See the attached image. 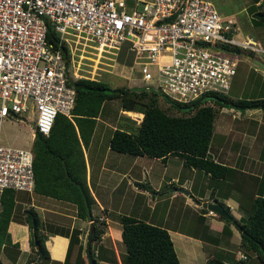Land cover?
<instances>
[{
	"label": "built area",
	"instance_id": "obj_1",
	"mask_svg": "<svg viewBox=\"0 0 264 264\" xmlns=\"http://www.w3.org/2000/svg\"><path fill=\"white\" fill-rule=\"evenodd\" d=\"M239 33L212 0H0V122L26 119L47 136L58 113L70 117L71 81L93 78L76 71L84 45L90 53L101 48L100 59L127 43L140 86L175 102L227 92L238 64L233 51L264 52ZM33 159L31 146L0 138V197L7 188L34 190Z\"/></svg>",
	"mask_w": 264,
	"mask_h": 264
},
{
	"label": "trees",
	"instance_id": "obj_2",
	"mask_svg": "<svg viewBox=\"0 0 264 264\" xmlns=\"http://www.w3.org/2000/svg\"><path fill=\"white\" fill-rule=\"evenodd\" d=\"M252 1L247 7L248 11L262 4L261 1L259 4L255 3L257 0ZM256 9L250 13L256 21L264 22V7H256ZM48 35L53 36V32L49 31ZM71 84L76 91L71 117L58 113L49 135L35 132L31 146L34 153V190L75 202L78 215L84 219L87 213L83 193L90 209L94 199L86 182L82 144L83 147L88 145L105 100L117 98L122 110L143 113L135 132L121 126L113 129L109 139L111 149L130 154H147L163 160L167 156H178L182 158L186 167L196 168L208 174L211 182L230 177L235 170L212 156L214 151L211 149L213 146L211 142L217 112L223 107L237 108L242 113L252 108L264 110V93L251 98H233L228 94L229 89L227 92L211 91L191 103H181L162 96L159 91L151 87L125 85L112 87L103 80L86 77L74 79ZM159 95L168 103L169 108L181 113H169L160 107ZM219 138V144L223 145L224 135L219 134ZM40 166L42 173L45 171V174L60 184L57 190L40 189L38 181V176L42 175ZM147 188L151 189L149 185ZM17 196V191L7 188L0 197V248L11 242L7 227L10 220L16 217ZM250 196L252 195H249L248 199L251 198ZM222 204L229 211L228 206ZM240 204L244 207L245 214L233 220L240 232L239 248L246 254V258H240L236 262L247 264L248 258L253 257V261L264 264V195L260 193L247 203L242 202L241 199ZM202 209L207 211L205 207ZM21 215H17L21 216L18 218L21 222L27 223L30 229L31 247L37 255L39 251L43 253L42 261L49 258V251L45 245L46 235L41 229L42 224L37 211L29 206L23 209ZM118 218L122 224L121 237L125 245V253L122 254L123 264H180L170 233L163 224L149 222L132 214H119ZM219 218L225 220L223 231L228 233L230 231L228 224L233 220L221 215ZM105 223L104 219L92 216L87 235L88 245L86 244L92 255L95 245L90 243L96 244L100 239L106 228ZM33 224H35L34 229ZM74 240H77V237L72 235L69 249ZM13 244L17 246V243ZM98 248V254L103 258L102 246ZM108 259L116 261L115 254L112 253ZM207 264L226 263L214 255L208 258Z\"/></svg>",
	"mask_w": 264,
	"mask_h": 264
},
{
	"label": "crops",
	"instance_id": "obj_3",
	"mask_svg": "<svg viewBox=\"0 0 264 264\" xmlns=\"http://www.w3.org/2000/svg\"><path fill=\"white\" fill-rule=\"evenodd\" d=\"M260 1L262 0H257L255 3L259 4ZM226 15H231L235 20L237 18L234 12L227 13ZM257 41L261 46V40L257 39ZM243 55L247 57L245 54ZM139 80L142 81L140 78ZM142 84L140 83L139 85H133L140 86ZM230 86H232V84ZM230 89L231 87L229 88V91ZM221 109L226 111V107ZM230 110L231 112L235 113V117L241 115L237 120V122L239 121L241 124V130L238 129L237 132V138L239 141L241 140V142L233 145V148L238 149V152L233 151L234 153H237L236 155H212L214 159H220L221 162L235 169L231 174L232 177L228 176L221 180H216V182H211L209 175L205 172L196 168L186 167L182 161V158L178 156H167L166 159L163 160L160 157H153L149 155L146 156L143 154L129 155L125 152H119L120 155H114L113 149H111L109 146V142L106 144L104 141L105 125L102 127L98 126L99 115L97 116V121L88 145L83 147L82 144L86 168V182L94 199L91 211L96 212L97 215H99L101 211L106 220V228L100 239L96 242V244L94 242L90 243L95 245L93 255L91 254L95 264L99 262L102 264H123L122 254L125 253V251H121V257L116 251L114 252V248L111 246L112 239L109 235L112 234L114 240L123 243L121 237L122 224L118 218L119 214H132L149 222L154 221L161 223L168 229L172 241H175L176 239L182 243V246L189 245L187 246L188 248L183 246L185 247L183 250H186L189 253H182V256L180 257L178 249L176 248V245L173 241L174 248L180 260V264H207L208 258L214 255L210 252H206V254L204 253L205 243L202 239H200L203 228H197V226L199 227L200 225L199 222L198 224L195 223L193 226L192 233H186L179 229L177 227L179 226V222L172 225L169 223V216L170 214L174 213L173 209L177 203L175 198L178 196L183 197L184 195L182 208L185 207L198 212V221L200 220V222L203 223V226L207 227L208 229H206L207 231H204L202 234L205 236L204 238L209 239L207 234L213 233L214 228L220 230V228H223L225 223H223L220 218L215 219L213 216H210L207 207L203 206L205 202L215 200L222 202L228 206L229 213L233 216V218L239 219L245 214L244 207H242L240 204L244 194L248 196L252 195L250 196L251 198H249V200H252L260 193L264 195V110L260 108L248 109L249 111L259 110V113L261 112L262 114L256 118V123L258 125L257 132L259 135L255 136L253 134L250 136L252 137L251 140L256 143V151H252L254 152V155L251 156L245 155V152L247 153L249 151H243L244 148L242 147V144L245 136L241 135L240 133H246L244 132L243 127L248 123V121L254 120L251 118H243L249 114V111L248 113H245V110L244 113H242L240 109L229 107L228 111ZM129 113H138L143 116V113L140 111H129ZM217 119L221 118L218 117ZM139 122L140 121H138L137 124H139ZM216 122L217 120L215 117L214 127L217 125ZM224 122L225 121L222 119L220 123L221 127L223 126ZM32 124L33 127L29 146H32L36 132L34 129V123L32 122ZM114 128L115 127H113L110 131L109 137L111 136ZM216 132L217 130L214 129V134ZM218 134L224 135L225 140L229 132L218 131ZM217 148V150L220 151V149L223 148V145L217 143ZM222 156H224L225 160L226 157L234 160L233 163L231 164L230 162L224 161ZM125 158H129V160L125 161ZM156 164H158V167H160V171L158 173H153L152 170ZM40 171L42 173L41 166ZM38 178L40 189L47 191L57 190V186L60 187V184H58L55 179L52 180L48 174H45V171L40 177L38 176ZM166 178H168V181L173 182L174 186L172 189L173 192L170 195L168 201L166 202L164 197L165 193H159L157 196L151 197L150 193L161 191L160 188L165 183ZM106 182L107 185H105ZM194 184L196 185L194 186ZM148 185L151 187V189L147 188ZM227 185H229L228 191L225 189ZM234 185L239 188L236 194H232V190L230 189V187ZM180 187L186 189L187 193L180 190ZM119 188L122 189V194L117 197L118 202L114 203L115 200L113 196L116 195V193L119 191ZM246 192H249V194H246ZM17 193L19 197L17 196V203L15 207L16 217L13 220H10L7 227V231L10 233L11 242L7 243L6 245H2V252L0 253V260L2 261V264H31L37 259L38 255L34 248L31 247L30 243L31 233L29 226L27 223L21 222L20 218H18L22 216L21 213L23 209L29 206H32L40 217L42 224L41 229L46 235L45 245L49 251V258L43 261L41 259L38 264H89V258L87 254L89 251L91 252V250L89 247L86 248V244L88 229L91 221H88L86 218L84 219L78 215V207L75 202L43 194L35 190L32 192L17 191ZM127 193H131L132 195ZM134 196L136 198H142V204L132 207V203H130L128 205L130 209L127 212H124L122 208L123 203L126 201V199L133 198ZM159 198L162 199L161 202L159 201ZM191 203L194 205H191ZM148 206L151 209L149 214L150 216L148 214H144L143 212ZM203 207H205L207 211L202 209ZM134 211L137 213H134ZM111 213H113L112 216H110ZM162 213L163 220L159 222L157 217L161 216ZM113 216H116L118 220L114 219ZM202 216H204V218H200ZM147 217L149 218L147 219ZM211 222L221 227L213 228L211 226L216 225ZM109 224L113 225L112 229L115 235L111 233L112 231L110 230L111 228L109 227ZM228 228L230 231L226 234L233 239L236 237V241L233 240V243L239 245L240 232L234 221H231V223L228 224ZM223 233L225 232L223 231ZM72 235H75L77 240H74L69 249L70 237H72ZM215 237L216 239H220L221 236L220 234H216ZM198 240H201L202 242ZM106 241H108L110 245H106L104 243ZM197 242L199 244H197ZM13 243H17V246H15ZM98 246H102L101 254L103 258H101L98 254ZM196 247L199 248L198 252L200 254L203 253V260H197L196 253L197 255L199 254L196 251L198 249ZM189 249L191 251H189ZM112 253L115 254L116 261L108 259V257L112 256ZM190 255L195 256L193 258L195 261L191 259ZM224 255L228 256L226 252ZM248 259L249 260H247V264H258V261H253L252 257ZM222 260L226 264H233V261L226 257H223ZM234 264L239 263L235 262Z\"/></svg>",
	"mask_w": 264,
	"mask_h": 264
},
{
	"label": "rangeland",
	"instance_id": "obj_4",
	"mask_svg": "<svg viewBox=\"0 0 264 264\" xmlns=\"http://www.w3.org/2000/svg\"><path fill=\"white\" fill-rule=\"evenodd\" d=\"M212 1L217 7V9L219 10V12L223 14L234 12L237 16L236 18L237 24L240 27L239 34L243 36L245 34L250 35V36L253 35L251 36V38H253L257 44L259 43L257 39H260L261 46L259 45V47L264 48V22H261L260 20L256 21L255 17L251 14L252 13L251 11L257 10L256 7L257 8L264 7V0L261 1L262 4L256 5L255 8L252 7L250 11H248L247 7L249 4L253 2L252 0H212ZM79 46L81 47V44ZM126 46H127V43H124L121 46V49L116 50V54L103 53L104 55L110 58L102 57L99 59L100 54H101L100 52L102 51L101 48H99L98 51H96V53L95 52L90 53V50H95V49H92L89 46L84 45L83 48L85 50H83L82 52L77 51L79 54L78 55L79 57L76 56V58L78 57V61L75 62L77 73L93 77L91 79L103 80L112 87L121 86V85L135 86L133 84H136V85H139L140 83L142 84L143 81L139 80L137 68L131 66L132 65V53L129 52ZM243 54H245L248 57H245ZM237 58H238V64L236 66V73L233 77L232 86L228 94L232 96L233 98H239V97L240 98H251V97H257V96L263 95L264 93V69L260 65H258L255 61H253V58H259L260 60L264 62V52L259 51V50H251V49L242 48V50L239 52V55H237ZM159 96L160 97L158 98V105L160 107L164 108L169 113H173V114L181 113L180 111L174 108H169L168 103H166L163 100V97L161 95ZM121 109L122 107L120 105V101L117 98L107 99L103 102L101 106L98 126L102 127L103 125H105L104 126V131H105L104 141L106 142V144L109 142V139H110L109 133L113 127L121 126L123 128H129L130 130H133L135 132L136 127H137L136 126L137 122L140 121L142 117V115L140 116L132 115L131 113H129L128 110H122L121 112ZM248 111L249 110L247 109L245 113H248ZM260 115L262 114L261 112L259 113V110H251L249 111V114L246 117H243L247 119L251 118L252 120H254V121H248V123L243 127L244 132L246 133H240L241 135L245 136V139H243V144H242V147L244 148L243 151H249L247 153L245 152V155H249V156L254 155V152L252 151L255 150L256 143L251 140L252 137L250 136L253 134L255 136L259 135L257 132L258 125L256 123L257 121L256 118L259 117ZM240 116L235 117V113L231 112V110L228 111V107L226 108V111H224L223 109H220L217 112L216 114L217 122L216 123L218 126L216 125L217 127L216 126L214 127V129L217 130V132L214 134L213 142H212L213 146L211 148L214 151L213 152L214 155H219L218 153H222L221 155H236L237 154V153H234L233 151L238 152V149L233 148V145H236L237 143L241 142V140L239 141L237 138L238 129L241 130V124L239 121L237 122ZM218 117L221 119H217ZM222 119L225 122L223 126L221 127L220 123ZM32 127H33L32 121H29L26 119L13 120L10 117H6L2 119L0 122V138L3 142L7 144L27 147L30 144ZM218 131L219 132H222V131L229 132L227 138L223 142V148L220 149V151L217 150L218 149L217 143L220 142ZM113 153L114 155H120L119 152L115 150H113ZM127 154L133 155L130 153H127ZM143 155L147 156V154H143ZM222 159L226 162H230L231 164L234 161V160H231L229 157L228 158L226 157V160H225L224 156H222ZM128 160L129 158H125V161H128ZM152 171L153 173H158L160 171V167H158V164L154 166ZM190 176H191V173H190ZM105 185H107V182ZM195 185L196 184H194V186ZM120 188H119V191L116 193V195L113 196L115 200L114 203L118 202L117 197L122 194V191H121L122 189ZM173 188H174L173 182L168 181V178H166L165 183L160 188L161 191L156 192V193H150V196L153 197V196H157L159 193H162V194L165 193L164 197L167 202L170 195L173 192L172 190ZM225 189L228 191L229 185H227ZM230 189L232 190V194H236L239 188L236 185H234V186H231ZM127 194L132 195L131 193H127ZM23 198H26V197H23ZM159 201L161 202L162 199L159 198ZM175 201L177 203L175 205V208L173 209L174 213L170 214L169 216V223H171V225L179 222V226H177L179 229L183 230L186 233L187 232L192 233L193 226L195 225V223L198 224L199 222L200 225L199 227L197 226V228L202 227L203 228L202 233L208 230L207 227L203 226V223L200 222V220L198 221L197 211H193L192 209H189V208L187 209L185 207L182 208V201H184V195L183 197L181 196L176 197ZM142 202H143L142 198L140 197L136 198L134 196L133 198L126 199V201L122 205V208L124 212H127L130 209L128 206L130 203H132V207L133 206L136 207V205H141ZM242 202H246V203L249 202L248 195H245V194L243 195ZM191 205H194V204L191 203ZM203 206L206 207L205 204ZM150 211L151 209L148 206L144 209L143 212L144 214L149 215ZM208 211L210 213V216H213L215 219L219 218V216L214 215L213 211H211L210 209H208ZM92 213H93L92 214L93 218H95L96 216L104 218L101 211L99 215H97V213L94 211ZM134 213H137V212L134 211ZM112 215L113 213H111L110 216ZM161 216L157 217L158 218L157 220L159 222L163 220V213ZM113 217L114 219H117L116 216H113ZM148 218L149 217H147V219ZM221 221H223V223H226L225 220L223 219H221ZM154 223H157V222H154ZM213 224L216 225L215 223ZM109 227L111 228L110 229L112 231L111 233L114 234V231L112 229L113 225H110ZM211 227L214 228V227H221V226L216 225V226H211ZM202 233L200 235L201 236L200 239H202L205 243V246H204L205 254L206 252H210L213 255H217V257H221V259L223 257H226L228 259H231L233 261V264L236 262V260L240 259L239 254L241 253L242 250L239 248L238 244L233 243V240L236 241V237H234L233 239L232 237H229L226 233H223V228H220V230H217L216 228H214L213 233H210V234L206 233L209 239L204 238L205 236ZM216 234H220L221 236L220 239H215ZM109 235H110V238L112 239L111 246L114 248V252L116 251L117 254L120 255L121 257V251L123 250L125 251L124 243L114 240L112 234H109ZM198 241L202 242L201 240H198ZM104 243L106 245H110L108 241ZM174 243L176 245V248L178 249V253L180 254V257L182 256V253L184 254L189 253L186 250H183V248L185 249V247L183 246L187 247L189 245L182 246V243H180L176 239ZM197 244L199 243L197 242ZM189 251L191 250L189 249ZM196 251L198 252L199 248ZM224 251L227 253L228 256L224 255L225 253ZM1 252H2V246L0 248V253ZM198 254L199 255H197L196 253L197 260L199 259L203 260V257H202L203 253L200 254L198 252ZM251 255L254 256V254H251ZM190 257L192 260H194L193 258L195 256L190 255ZM0 262L2 264L1 260Z\"/></svg>",
	"mask_w": 264,
	"mask_h": 264
},
{
	"label": "water",
	"instance_id": "obj_5",
	"mask_svg": "<svg viewBox=\"0 0 264 264\" xmlns=\"http://www.w3.org/2000/svg\"><path fill=\"white\" fill-rule=\"evenodd\" d=\"M224 50H227V48H223ZM235 53H239L237 51H233ZM248 57V56H247ZM253 61H255L258 65H260L263 69H264V62L258 58H253ZM180 190L184 191L185 193H187L186 189L183 188H179ZM83 193V192H82ZM83 199H84V204H85V210L87 213V217L86 219L88 221H92V213H91V209L90 206L87 202L86 196L83 193ZM206 205V207L212 211H216L217 213H219L221 216H224L230 220H233V216L229 213V211H227L224 207V205L219 202V201H210V202H205L204 203ZM235 222V220H233ZM35 228V224H33V229ZM88 258H89V264H95V262L93 261L92 257H91V252H88ZM43 253L41 251H39V255L37 257V259L32 262L31 264H38V262L42 259ZM1 263V262H0Z\"/></svg>",
	"mask_w": 264,
	"mask_h": 264
},
{
	"label": "bare ground",
	"instance_id": "obj_6",
	"mask_svg": "<svg viewBox=\"0 0 264 264\" xmlns=\"http://www.w3.org/2000/svg\"><path fill=\"white\" fill-rule=\"evenodd\" d=\"M132 115L140 116L141 114L138 113H131Z\"/></svg>",
	"mask_w": 264,
	"mask_h": 264
},
{
	"label": "clouds",
	"instance_id": "obj_7",
	"mask_svg": "<svg viewBox=\"0 0 264 264\" xmlns=\"http://www.w3.org/2000/svg\"><path fill=\"white\" fill-rule=\"evenodd\" d=\"M142 119V118H141Z\"/></svg>",
	"mask_w": 264,
	"mask_h": 264
}]
</instances>
